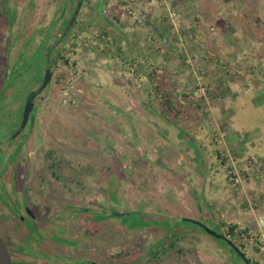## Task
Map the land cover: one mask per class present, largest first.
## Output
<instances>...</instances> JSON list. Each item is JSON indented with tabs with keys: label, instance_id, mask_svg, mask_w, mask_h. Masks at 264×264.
Instances as JSON below:
<instances>
[{
	"label": "rangeland",
	"instance_id": "obj_1",
	"mask_svg": "<svg viewBox=\"0 0 264 264\" xmlns=\"http://www.w3.org/2000/svg\"><path fill=\"white\" fill-rule=\"evenodd\" d=\"M120 1L68 0L70 42L34 124L32 112L20 130L27 97L44 82L43 54L22 55L24 69L0 87V189L49 176L54 158L70 167L66 179L90 166L80 172L82 204L106 249L144 243L149 253L173 238L189 251L155 264H245L204 228H254L264 211V178L254 179L256 155L243 150L252 144L264 158V0ZM151 66L172 98L187 95L178 119L160 112ZM240 248L264 264L257 244Z\"/></svg>",
	"mask_w": 264,
	"mask_h": 264
},
{
	"label": "flooded vegetation",
	"instance_id": "obj_2",
	"mask_svg": "<svg viewBox=\"0 0 264 264\" xmlns=\"http://www.w3.org/2000/svg\"><path fill=\"white\" fill-rule=\"evenodd\" d=\"M67 2L0 0V87L8 85L24 69L22 55L31 63L36 52L44 56V62L40 64L44 73L49 65L50 76L45 86L53 80L55 66L66 56L70 42L72 24L63 25ZM42 90L34 97L29 112L28 120L33 112V124L43 99ZM1 148L5 154L11 152L5 143H1ZM48 173L46 177H17L21 186L16 188L17 183L14 182L9 194L4 193V187L0 189V235L12 264H136L141 255L137 249H133L137 251L135 254L128 245L106 249L104 242L95 234L98 229L94 224L89 226L85 214L87 207L82 204L86 187L83 177L66 179L52 176L50 170ZM58 184L64 185L59 197L54 190ZM19 189L20 192H16ZM58 200H61L60 205ZM170 242L165 243L167 250L163 251L162 257L168 253ZM154 249L152 247L149 254H154ZM115 253H128L130 260H126L129 257L111 258L110 254ZM162 257L153 256L154 261L150 264H155ZM148 260L145 264H149Z\"/></svg>",
	"mask_w": 264,
	"mask_h": 264
},
{
	"label": "trees",
	"instance_id": "obj_3",
	"mask_svg": "<svg viewBox=\"0 0 264 264\" xmlns=\"http://www.w3.org/2000/svg\"><path fill=\"white\" fill-rule=\"evenodd\" d=\"M120 3L123 4V1L121 0ZM77 22H78L77 20H74V24H77ZM247 22L249 24H251L250 21L247 20ZM252 33H255V31H252L250 34H252ZM256 35L257 34H255L254 36H251V37L257 39L258 36H256ZM158 73H159V70H157L156 68L151 66V68L149 70V73H148V78L150 80V84L152 85V90H154L156 92V98H157V101H158L160 112L163 113V114L166 113L167 115H172V118H170V116H168V117L173 121L174 119H178L177 116H180V113L182 112L181 108L179 107V106H183L184 105V103L181 101L182 96L186 97L187 95L183 93L181 98L180 97H177L176 99L172 98V96L170 95L169 91H166L161 85V84H165L166 83L167 78H165V76L164 77H160V74H158ZM153 75H155V77ZM0 77H1V75H0ZM154 79L157 81V84L155 83ZM47 168H48V170H50L52 176H55V177L65 176L66 172H64V171L70 170L69 166H67L65 164H62L61 160H58V159H55V158L52 161L49 162ZM84 170L85 171H91L93 169L90 166H86L84 169L80 170V172L82 171L81 174H83ZM80 172H73L72 171V173L70 172L71 176H69V177H73V178L74 177H81L82 175L80 174ZM110 198L113 199L115 197L112 194L110 196ZM236 227H237V225H235V224L230 225V231L232 232L233 229L236 228ZM178 240H182V239H178ZM170 241H169L170 243H168V251L173 249V250L176 251V253H179V254H182V255L186 254L187 251H189L188 249L184 250V248H182L181 246H178V244L176 242L177 240L172 238V240H170ZM143 246H144V243H143V245L141 244V245L136 246L134 249H138V251L141 254H146L147 258L149 259L148 260L149 264H150V262L153 263L152 262V261H154L153 260V256H157L159 258V257L162 256V254H164L163 251L167 250L166 244L164 243L163 245H160V246H162V249L159 246L153 247V249L156 248V247H158V248L154 249L153 250L154 254L151 255V254L147 253V251L144 249ZM240 247H243V246L240 245ZM231 250L233 251L232 248H231ZM129 256H130V254H128V253L127 254H125V253L110 254L111 258L112 257H118L120 259H124V258L129 257ZM150 256H151L152 260L150 259ZM136 262H138V261H136ZM250 263L251 264H258V262H253L252 260H250Z\"/></svg>",
	"mask_w": 264,
	"mask_h": 264
},
{
	"label": "water",
	"instance_id": "obj_4",
	"mask_svg": "<svg viewBox=\"0 0 264 264\" xmlns=\"http://www.w3.org/2000/svg\"><path fill=\"white\" fill-rule=\"evenodd\" d=\"M83 0H80L79 6H81ZM79 9V8H78ZM77 13L74 17V20L76 19ZM73 23V22H72ZM50 76V71H49V65L46 67L45 69V77H44V82L43 85L32 91L31 94L27 97L25 106H24V110H23V114H22V122L20 125V130H22L25 126V124L27 123L28 120V116H29V112L32 110V106H33V99L34 97L37 95V93L42 90L44 88V86L46 85V82L48 81ZM210 235L222 239L224 240L235 252V254L243 259L245 261V264H251L250 263V259L247 257V255L245 254V252L231 239H229L224 233L219 232L215 229H211L208 227L204 228ZM0 264H12L11 262V257L10 254L8 252V249L6 248L1 235H0Z\"/></svg>",
	"mask_w": 264,
	"mask_h": 264
},
{
	"label": "built area",
	"instance_id": "obj_5",
	"mask_svg": "<svg viewBox=\"0 0 264 264\" xmlns=\"http://www.w3.org/2000/svg\"><path fill=\"white\" fill-rule=\"evenodd\" d=\"M132 1V0H131ZM127 9H129V6H127ZM228 173L229 178L234 181V185L241 180L239 173L234 172V170H229ZM239 179V180H238ZM264 209V206H263ZM264 211L263 214H261L258 217L257 224L254 228H240L236 227L233 229V231H230V226L227 224L226 228L222 233H224L229 239L232 241H238L239 244L245 246L248 245V243H255L258 247L261 249H264Z\"/></svg>",
	"mask_w": 264,
	"mask_h": 264
},
{
	"label": "crops",
	"instance_id": "obj_6",
	"mask_svg": "<svg viewBox=\"0 0 264 264\" xmlns=\"http://www.w3.org/2000/svg\"><path fill=\"white\" fill-rule=\"evenodd\" d=\"M211 12V11H210ZM213 12V11H212ZM216 15L217 14H214V15H212V17H216ZM214 21H216V20H214ZM256 34V33H255ZM165 36V35H164ZM258 37H259V35H257ZM215 38H217V36L215 37ZM215 38H213V39H215ZM163 39V38H162ZM165 39V38H164ZM217 39H219V38H217ZM257 40V39H256ZM251 46H253L254 44H250ZM145 46V45H144ZM143 46V47H144ZM246 50H248V49H246ZM243 52L245 53V50L243 49ZM255 54V53H254ZM256 54H260V52H256ZM261 71L259 70V73H260ZM253 78H254V76H253ZM220 79V78H219ZM218 79V80H219ZM214 81H216V82H218L217 80H214ZM130 83V85H132V83L131 82H129ZM125 88V87H124ZM133 88H135V86L134 85H132V88L131 89H133ZM120 96V95H119ZM129 96H131V94H129ZM257 134H259V135H262V134H264V133H262L261 131H258L257 132ZM254 145H252L251 144V146L249 147V146H246V148H244L243 147V150L245 149V151H246V149H247V151L248 152H250L252 155L253 154H255L256 155V157H255V159H254V161H255V167H256V169H257V173H256V177L254 178V179H263L264 178V158L262 157V155H261V153L260 152H257L258 150H259V148H257V147H253ZM250 148V149H249ZM239 149H242V148H239ZM236 165V164H235ZM244 169H246V167L244 168ZM258 177V178H257ZM250 182H252V180L250 181Z\"/></svg>",
	"mask_w": 264,
	"mask_h": 264
}]
</instances>
